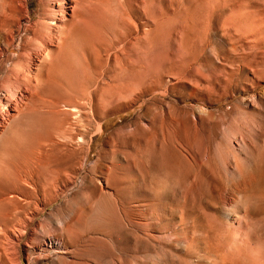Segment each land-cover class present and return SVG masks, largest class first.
<instances>
[{"label":"rangeland","instance_id":"1","mask_svg":"<svg viewBox=\"0 0 264 264\" xmlns=\"http://www.w3.org/2000/svg\"><path fill=\"white\" fill-rule=\"evenodd\" d=\"M0 264H264V0H0Z\"/></svg>","mask_w":264,"mask_h":264},{"label":"bare ground","instance_id":"2","mask_svg":"<svg viewBox=\"0 0 264 264\" xmlns=\"http://www.w3.org/2000/svg\"><path fill=\"white\" fill-rule=\"evenodd\" d=\"M248 2L250 1H253V0H247ZM246 13L248 12H241V14L237 13L236 12V15L231 17L229 20H228V28H226L225 30V36H231V38H233L234 40V43L233 44H236L235 42H237V44L240 43V41L246 37V33H244V28H242V26H240V22H246V21H249L250 18H254L255 16V13H254V16L252 17H249V18H246L247 15ZM253 13V12H252ZM253 15V14H252ZM251 16V15H250ZM256 20V19H255ZM256 22L253 21L252 24H254ZM243 31V32H242ZM251 32V31H250ZM237 33V34H236ZM234 47V46H233ZM234 51H236L238 48H236V46L233 48ZM49 56V55H48ZM122 67H144V59L143 57H139L138 61L136 63H132V62H129L128 64L122 66ZM131 72V71H130ZM130 80V79H129ZM126 81V82H115L113 85L109 86L107 89H105V93L108 95L109 98L112 99L113 98H119L121 97L122 95L126 94L128 91H129V87H130V81ZM90 84V83H89ZM86 87V85H83ZM84 89V88H82ZM81 89V92L83 91ZM59 102V101H58ZM57 105V104H56ZM74 110V109H73ZM80 111V110H79ZM75 112V110H74ZM77 113V112H76ZM174 121V120H173ZM172 122V121H171ZM170 122V123H171ZM163 124V122H161ZM176 127V126H175ZM176 130V129H175ZM174 132V131H173ZM165 133V132H163ZM175 133V132H174ZM147 135L150 136V139L152 141H155L157 140V137H158V128L156 127H153L151 130L148 131ZM164 136V135H163ZM165 139V138H164ZM166 140V139H165ZM183 145V144H182ZM189 146V145H188ZM157 147V146H155ZM184 147V145H183ZM189 151V150H188ZM169 152L170 150L165 147V148H162L161 149V160L165 163H168L170 162V156H169ZM183 152V151H182ZM203 154V153H202ZM175 155V154H174ZM188 157V156H187ZM201 157V156H200ZM192 158V157H191ZM137 160V159H136ZM178 160V159H177ZM188 163V162H187ZM193 163V162H192ZM190 164V163H189ZM194 165V164H193ZM185 166V165H183ZM197 167V166H196ZM190 169V168H189ZM194 171V170H193ZM132 178V177H131ZM193 184V183H192ZM191 186V185H190ZM187 189V188H186ZM190 190V189H189ZM185 191V190H184ZM186 201V200H185ZM231 248V247H230ZM244 263V262H243Z\"/></svg>","mask_w":264,"mask_h":264}]
</instances>
